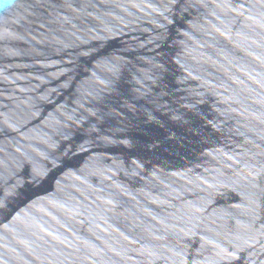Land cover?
<instances>
[{
    "label": "water",
    "instance_id": "95a60500",
    "mask_svg": "<svg viewBox=\"0 0 264 264\" xmlns=\"http://www.w3.org/2000/svg\"><path fill=\"white\" fill-rule=\"evenodd\" d=\"M0 264H264V0L0 7Z\"/></svg>",
    "mask_w": 264,
    "mask_h": 264
},
{
    "label": "clouds",
    "instance_id": "9594fccd",
    "mask_svg": "<svg viewBox=\"0 0 264 264\" xmlns=\"http://www.w3.org/2000/svg\"><path fill=\"white\" fill-rule=\"evenodd\" d=\"M9 3H11V0H0V7H4Z\"/></svg>",
    "mask_w": 264,
    "mask_h": 264
}]
</instances>
